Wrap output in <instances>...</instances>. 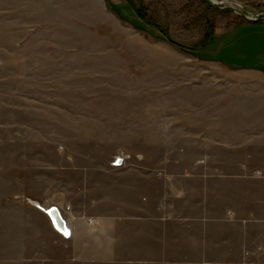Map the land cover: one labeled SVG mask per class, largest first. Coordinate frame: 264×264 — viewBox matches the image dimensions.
Returning <instances> with one entry per match:
<instances>
[{
    "label": "rangeland",
    "instance_id": "obj_1",
    "mask_svg": "<svg viewBox=\"0 0 264 264\" xmlns=\"http://www.w3.org/2000/svg\"><path fill=\"white\" fill-rule=\"evenodd\" d=\"M235 22L254 21L202 0H0V264L58 260L45 209L117 156L175 170L250 156L264 176V73L202 60Z\"/></svg>",
    "mask_w": 264,
    "mask_h": 264
},
{
    "label": "crops",
    "instance_id": "obj_2",
    "mask_svg": "<svg viewBox=\"0 0 264 264\" xmlns=\"http://www.w3.org/2000/svg\"><path fill=\"white\" fill-rule=\"evenodd\" d=\"M204 49L202 60L226 71L264 73V23H220ZM206 157L182 170H74L76 197L60 194L54 205L71 234L53 227L60 258L48 262L264 264V176L247 167L250 156L230 170Z\"/></svg>",
    "mask_w": 264,
    "mask_h": 264
},
{
    "label": "water",
    "instance_id": "obj_3",
    "mask_svg": "<svg viewBox=\"0 0 264 264\" xmlns=\"http://www.w3.org/2000/svg\"><path fill=\"white\" fill-rule=\"evenodd\" d=\"M206 4H208L211 7H215L218 9H230L232 11H235L238 13L240 16H242L244 19L248 21H254V22H259L264 20V13L260 14H255L253 16H249L248 14L250 13V10L246 7L243 6L236 1L230 0L228 2L225 0V2L230 3V5L227 6H220V4H223L224 2H221L220 4L215 2V0H202ZM46 213L51 217L53 223L55 224V227L58 231H60L63 234H68V229L65 223V220L63 219L60 210L57 207H51L48 210H46Z\"/></svg>",
    "mask_w": 264,
    "mask_h": 264
},
{
    "label": "built area",
    "instance_id": "obj_4",
    "mask_svg": "<svg viewBox=\"0 0 264 264\" xmlns=\"http://www.w3.org/2000/svg\"><path fill=\"white\" fill-rule=\"evenodd\" d=\"M127 156H124V155H120V156H117L116 158H115V160L112 162V166L113 167H121L124 163H125V161L127 160ZM71 209V206H67L66 207V210H70ZM89 222L91 223V224H93V219H90L89 220ZM69 229V228H68ZM70 232V231H69ZM70 234L71 233H68V234H64V237L65 238H69L70 237Z\"/></svg>",
    "mask_w": 264,
    "mask_h": 264
},
{
    "label": "bare ground",
    "instance_id": "obj_5",
    "mask_svg": "<svg viewBox=\"0 0 264 264\" xmlns=\"http://www.w3.org/2000/svg\"><path fill=\"white\" fill-rule=\"evenodd\" d=\"M215 2H217V3H221V2H223V1H217V0H215ZM51 208V207H50ZM48 210V209H47ZM69 211V210H68ZM45 213H46V210H45ZM61 213V212H60ZM47 214V213H46ZM48 215V214H47ZM62 215V214H61ZM49 216V215H48ZM50 217V216H49ZM63 217V216H62ZM51 218V217H50ZM63 219H64V217H63ZM65 220V219H64ZM51 221H52V219H51ZM52 223H53V221H52ZM65 223H66V226H67V222H66V220H65ZM53 225H54V227H55V224L53 223ZM55 229H56V227H55ZM67 229H68V226H67ZM57 230V229H56ZM58 231V230H57ZM59 233H61L60 231H58ZM67 233H70L69 232V229H68V232ZM63 236H64V234L63 233H61Z\"/></svg>",
    "mask_w": 264,
    "mask_h": 264
},
{
    "label": "trees",
    "instance_id": "obj_6",
    "mask_svg": "<svg viewBox=\"0 0 264 264\" xmlns=\"http://www.w3.org/2000/svg\"><path fill=\"white\" fill-rule=\"evenodd\" d=\"M205 44H207V42ZM205 44H204V46H205Z\"/></svg>",
    "mask_w": 264,
    "mask_h": 264
}]
</instances>
